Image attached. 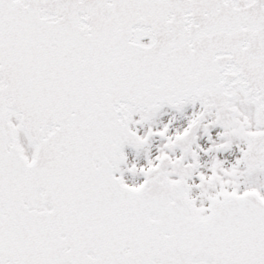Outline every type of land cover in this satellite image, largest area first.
<instances>
[{"label":"snow or ice","instance_id":"snow-or-ice-1","mask_svg":"<svg viewBox=\"0 0 264 264\" xmlns=\"http://www.w3.org/2000/svg\"><path fill=\"white\" fill-rule=\"evenodd\" d=\"M0 264H264V0H0Z\"/></svg>","mask_w":264,"mask_h":264}]
</instances>
